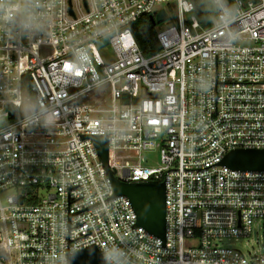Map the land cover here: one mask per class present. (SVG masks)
Returning a JSON list of instances; mask_svg holds the SVG:
<instances>
[{
  "label": "built area",
  "instance_id": "2783aa9c",
  "mask_svg": "<svg viewBox=\"0 0 264 264\" xmlns=\"http://www.w3.org/2000/svg\"><path fill=\"white\" fill-rule=\"evenodd\" d=\"M202 3L208 28L193 0H0V264L93 246L118 264H264V172L222 164L264 150V0ZM160 10L146 56L134 25ZM94 137L119 181L165 184L164 240L113 197ZM254 232L248 256L224 245Z\"/></svg>",
  "mask_w": 264,
  "mask_h": 264
},
{
  "label": "water",
  "instance_id": "95a60500",
  "mask_svg": "<svg viewBox=\"0 0 264 264\" xmlns=\"http://www.w3.org/2000/svg\"><path fill=\"white\" fill-rule=\"evenodd\" d=\"M154 25L167 20L164 10H160L154 18ZM108 43V38L98 42V46ZM99 157L106 168L113 186L114 196L126 197L137 216L136 227H143L149 234L165 239L166 208L164 183H130L126 184L114 177L108 166L109 147L107 137H94ZM223 165L243 172H264V150H236L230 152L223 160ZM68 264H107L96 247H89L69 255Z\"/></svg>",
  "mask_w": 264,
  "mask_h": 264
},
{
  "label": "trees",
  "instance_id": "16d2710c",
  "mask_svg": "<svg viewBox=\"0 0 264 264\" xmlns=\"http://www.w3.org/2000/svg\"><path fill=\"white\" fill-rule=\"evenodd\" d=\"M195 4V15L200 24L204 28H208L211 24L209 13L206 4L202 0H193ZM158 26L154 25L150 16H144L139 19L134 25V34L139 43L140 48L146 56L154 54L159 51V45L156 40V29Z\"/></svg>",
  "mask_w": 264,
  "mask_h": 264
},
{
  "label": "rangeland",
  "instance_id": "374dc122",
  "mask_svg": "<svg viewBox=\"0 0 264 264\" xmlns=\"http://www.w3.org/2000/svg\"><path fill=\"white\" fill-rule=\"evenodd\" d=\"M165 5L161 4L157 8H164ZM170 21V20H169ZM111 52V48H106L103 51H101L102 55H105L106 53ZM147 162L149 167H157L159 163V154L158 152H150L145 153L143 155V161ZM259 237L258 234L255 232L248 238L238 239V240H230L225 241L224 245L229 246L232 248H237L241 250L245 255L248 256V252H255L257 250V241Z\"/></svg>",
  "mask_w": 264,
  "mask_h": 264
},
{
  "label": "clouds",
  "instance_id": "9594fccd",
  "mask_svg": "<svg viewBox=\"0 0 264 264\" xmlns=\"http://www.w3.org/2000/svg\"><path fill=\"white\" fill-rule=\"evenodd\" d=\"M116 252H119V250H116ZM104 259L107 264H118V261L113 259L108 253H105Z\"/></svg>",
  "mask_w": 264,
  "mask_h": 264
}]
</instances>
